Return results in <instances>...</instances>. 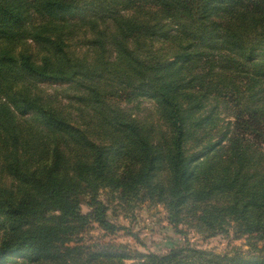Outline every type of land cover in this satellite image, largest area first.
Masks as SVG:
<instances>
[{
  "label": "trees",
  "instance_id": "1",
  "mask_svg": "<svg viewBox=\"0 0 264 264\" xmlns=\"http://www.w3.org/2000/svg\"><path fill=\"white\" fill-rule=\"evenodd\" d=\"M104 191L251 250L89 242ZM128 260L264 264V0H0V264Z\"/></svg>",
  "mask_w": 264,
  "mask_h": 264
},
{
  "label": "rangeland",
  "instance_id": "2",
  "mask_svg": "<svg viewBox=\"0 0 264 264\" xmlns=\"http://www.w3.org/2000/svg\"><path fill=\"white\" fill-rule=\"evenodd\" d=\"M124 106L134 112L140 109L139 114H146L149 109L154 108V103L152 100L143 99L138 103H124ZM102 198L109 207L108 215L117 225V231L110 235L95 224L84 235L89 242L124 244L131 252L144 254L166 253L172 248L185 245L230 255L238 251L248 253L251 250L245 238L235 239L232 233L208 237L187 224L174 226L163 205L133 203L116 198L107 191L102 193ZM82 209L85 213L89 211L86 205ZM134 261L136 260H128L126 263L131 264Z\"/></svg>",
  "mask_w": 264,
  "mask_h": 264
}]
</instances>
